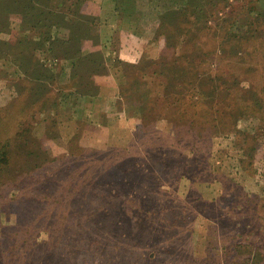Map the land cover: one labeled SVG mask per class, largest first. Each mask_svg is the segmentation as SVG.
<instances>
[{
  "label": "rangeland",
  "instance_id": "rangeland-1",
  "mask_svg": "<svg viewBox=\"0 0 264 264\" xmlns=\"http://www.w3.org/2000/svg\"><path fill=\"white\" fill-rule=\"evenodd\" d=\"M2 20L18 166L0 177V264L32 222L64 264H264V0H42ZM30 191L91 212L58 229L49 208L70 204L42 214Z\"/></svg>",
  "mask_w": 264,
  "mask_h": 264
},
{
  "label": "trees",
  "instance_id": "trees-1",
  "mask_svg": "<svg viewBox=\"0 0 264 264\" xmlns=\"http://www.w3.org/2000/svg\"><path fill=\"white\" fill-rule=\"evenodd\" d=\"M2 1L3 0H0V11H4L7 14L10 11L18 13L20 11L24 12V10H28V11L32 12V11L37 10L39 8L40 4L42 3V0H18L17 4L12 7V5L9 6L8 4H6L5 2H2ZM43 1H48V0H43ZM204 1L206 2L208 0H204ZM73 13H75V12H73ZM73 20H75V21L77 20V22H79L78 19H73ZM0 24L6 25L3 20L0 22ZM68 26L69 25H67L66 27H68ZM63 41L68 42V39L63 40ZM0 45L1 46L3 45V41L0 42ZM20 99H21V97L17 98V100H19V101H15L16 102L15 104L17 105L18 109L20 108V104H21ZM16 111L17 110H15V112H13V111H11V109L5 110V112L3 113V118H2L3 120L0 122H3V121L9 122L10 120L12 121L11 118L14 117ZM9 133H10L9 130H6V131L3 130L1 128V125H0V177L6 176V179H7L8 175L10 176V179H12L13 176L10 174L18 166L17 164H14L13 162H11V158H7V148H9V145L11 144V141H12V139L7 141V138H9V136H10ZM17 135H18V132L16 133V137H17ZM3 139H5L6 142H2ZM29 170L31 171V169H29ZM31 174H32V176H30L31 178L30 177L25 178V176H20L19 179H21L22 183L33 179L32 180L33 184H36L38 182L43 181L41 178L42 174H40L39 171L36 174H33V173H31ZM43 175H45V174L43 173ZM97 181H98L97 179L96 180L94 179L91 181V184L97 183ZM0 183H3V182H0ZM31 192L32 191H30L29 194H30L32 200H38V202L40 204L43 203L42 214L48 211L47 208L51 204L52 205L63 204V202L65 200H66L67 204H70L71 207L59 208V207L51 206L49 208V209H51L49 211L50 217H52L53 221H56L55 224H56L58 229L67 228L64 226H67L69 224L74 226L73 220H75V219L85 220L86 215H88V213L91 212V210H89L90 208L87 210H83L82 204L85 202L83 194H78L74 198L73 196H71L70 193H66V192L59 193V196L57 197V199H59L60 201L58 203H55L54 201H53V203H51L49 201V199H50L49 197H46L45 195H41V196H38L39 198H36L35 196H32ZM1 196H3V195L1 194ZM13 199L10 201V203L5 202L3 207H5L9 204H10L9 206H11V205L14 206L15 204H17L19 202L18 201L19 199H17V200H15V199L13 200ZM83 200H84V202H83ZM32 210L34 211V213L37 211H40V209L39 208L37 209L36 207L33 208ZM84 214H85V216H84ZM47 216H49V214H47ZM82 216H84V217L82 218ZM31 219H33V217H31ZM71 221H73V222H71ZM33 227H35L34 222H32L31 226H27V227H24V229H22V232L23 231L26 232V236H24L25 238H21L19 240L18 244L16 243L15 239H12L10 241L9 235H10V232H12L11 227L3 229L2 233H1V235L3 237L2 238V244H3L2 250L10 247L9 241L13 242V245L10 248L11 253L7 254L8 258L1 260L2 261L1 264H16V263H18L19 260H22V262H19L20 264H64L65 260H63V256L61 254L62 248H60V245L55 242V239L59 236V234L55 233L53 238L51 239V241H49L48 243L41 242V243H38V245H37V244H34V241H31V239H27V237H28L27 233H30V232L33 233V230H32ZM38 227H39V224H38ZM26 246L31 251L28 253L27 258H25V257L22 258L23 255L17 254V251L22 249V248H25ZM52 249L55 250L54 253H56L57 256H54V254L52 253ZM4 256H6V255H4ZM57 259H59V260H57Z\"/></svg>",
  "mask_w": 264,
  "mask_h": 264
}]
</instances>
